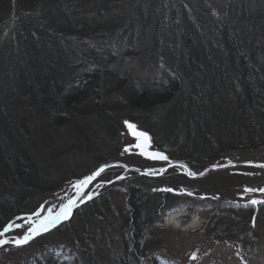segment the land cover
Returning <instances> with one entry per match:
<instances>
[{"label":"rangeland","instance_id":"1","mask_svg":"<svg viewBox=\"0 0 264 264\" xmlns=\"http://www.w3.org/2000/svg\"><path fill=\"white\" fill-rule=\"evenodd\" d=\"M53 1L0 0V12L8 11L13 21L12 29L5 33V45H9L12 51H16V47L20 45H18L19 39L14 36L13 28L15 24H18L20 30L21 25L25 23L16 16V13H21L25 19L28 17L33 20L38 27L43 26L47 29L46 36L44 35L43 38L42 34L31 30V33L33 32L31 37L36 41L35 45L38 50L27 56V64L24 61L20 69L11 73L5 71V74L0 64V192L7 188H16L3 178L8 170L10 172L12 168L13 171L16 170V165H21L22 168L30 167L34 174L40 172L38 170L42 166L48 168L47 172L56 175L55 184H59V188L47 192L43 190L30 197L31 202L35 204V212L40 214L39 219H44L49 213L58 214L61 207L76 195L77 189L73 185L101 164L124 162L143 169L157 167L159 166L157 163H163V165L165 163L139 155V149L135 147L137 141L125 124L124 126L119 124L110 126L112 124L110 120L114 119L117 108L114 106L112 109L108 106V102L115 105L117 94H106L107 97L105 96L104 104L111 113V116H108L106 109L100 115L101 111L92 110L88 105L73 106L69 109L64 105L63 94L59 97V93L55 92L50 78L57 73L56 71L60 70L62 73L65 70V75H70L69 79L76 77L81 79L84 74L91 71V68L89 62L82 59L78 52L81 46L79 35L70 37L64 30H61L63 34L61 31L58 32L55 37L57 40L62 37L58 42L62 50L48 43L49 34L53 33L48 29V23H51L57 14L53 10ZM213 1L219 10L222 0ZM125 2L128 0H120V2L116 0L112 1L111 5L126 8ZM248 2L252 16L255 14L264 16V0H248ZM63 4L65 8H68L67 0L63 1ZM128 9L129 7L125 10ZM115 14L118 15L117 12ZM124 14L127 15L126 12ZM81 15L84 16L82 12ZM19 21H21L20 24ZM97 28L91 24L87 29L88 34L94 37ZM138 28L140 31L141 27ZM68 32L72 33V31ZM253 37L249 34L245 38L247 40L246 50L256 51V54L258 49L264 50V33H255V38ZM137 43L136 47L139 52L134 55V58H129L121 64L119 80L115 84L126 82L123 78V76L126 77L124 75L126 71L133 77V80L153 79L152 76L155 75L153 69L156 70V68L147 52L149 45L147 46V42L144 43L140 38ZM22 46L21 42L19 47L22 48ZM58 52L64 55L61 60ZM22 55L24 58L25 53ZM14 56L20 58V53ZM261 57H258L253 64L259 69H264V60ZM109 80L110 78L104 80L105 85L109 84ZM224 81L219 82L216 76L214 83L213 81L211 83L212 89L210 88L213 90L211 91L213 96H219L217 106L210 105L208 108V125L213 134L212 147L202 149L191 159L178 157L175 154L176 149L162 144L163 137L170 139L173 143L177 142L174 139L173 130L169 129V123H163L158 117V125L154 124L157 141H161L162 146L160 147L164 148L162 150L166 152L169 159L173 162L187 163L196 173L202 172L209 165L232 161L264 163V144L251 140L252 137L245 126L246 122L242 123L243 117L247 115L241 110L237 111V115L234 109L229 108L228 99L233 89L228 81ZM61 83L60 88L66 85L63 80ZM44 89L48 91V94L42 92ZM122 109L116 116L121 119L120 121L125 119L122 116L125 109ZM233 115L235 116L234 126L232 125L233 130H230L229 117ZM134 124L137 125L138 130L146 131L147 129L138 119ZM262 133L264 134V127ZM126 146H131L130 152H124ZM150 151L159 150L152 144ZM218 153H222L223 157L211 164H202L201 160L208 159V157L214 158ZM9 161L12 163L8 164ZM244 173L255 175H244ZM134 174L137 173L122 168L105 171L81 196L77 210L70 221L38 237L29 246L0 247V264H30L38 257L46 256V253L47 259H54L57 257L55 251L58 249H62L58 250L62 257L72 255L75 247L81 245V240L94 243V252H91L94 259L92 258L91 262L95 260L97 264H109L111 261L107 259H113L116 256L125 263L126 256H129L127 245L131 247V243L127 244L130 237L127 236L129 232L126 226L132 225V221L125 224L132 210L129 204L131 199L129 190L136 184L147 185V182L137 179ZM120 175L125 179L115 181V178ZM153 179H157L153 182L156 184L154 189L171 187L175 189V192H171L172 195H170L168 192L158 191L161 198L160 205L165 206L155 224L148 231L146 239L148 243L144 246V250L146 248L149 251L143 260L145 264L153 263L151 260L155 257L170 260L172 264H264V204L255 206L248 204V207H243L250 199L264 200V195L260 193L243 192L246 186L264 187V169L228 168L211 171L202 178H191L185 176L184 169L172 168ZM107 180L115 182L101 186L100 182ZM185 192H192L193 195L188 196L184 194ZM93 193H99V195H93L92 199L99 198L100 200L97 199L90 204L87 196ZM213 195L219 196V199H212ZM156 204L152 208H155ZM236 205H241L242 210H236ZM245 208H250L251 211H243ZM36 213L32 217H18L24 219L12 218L13 220L9 223L23 224V227L9 233L7 238L23 234L29 227V219L38 222ZM173 214L180 215L178 222L171 221ZM125 216L127 218L124 219ZM253 217L256 218L255 227L252 226ZM225 222L233 224V229L237 233L231 238L220 239L219 225ZM104 229L109 231L106 235ZM111 234H114L115 238ZM98 242L99 246L106 245L104 250L96 249ZM193 253L197 255L195 261L191 259ZM94 254L105 258L99 262L101 258L97 260Z\"/></svg>","mask_w":264,"mask_h":264},{"label":"trees","instance_id":"2","mask_svg":"<svg viewBox=\"0 0 264 264\" xmlns=\"http://www.w3.org/2000/svg\"><path fill=\"white\" fill-rule=\"evenodd\" d=\"M63 1L52 2L53 10L57 14L51 23H48V29L53 32L49 34L48 43L62 50L58 43L62 37L59 40L55 37L58 32L64 30L70 37L79 35L81 46L78 52L82 59L89 62L91 68L81 79H69L70 75H65V70L62 73L60 70L56 71L50 78L55 92L59 93V97L63 94L64 105L69 109L73 106L88 105L92 110L101 111L102 115L106 109V94H117L115 105L108 102L109 107L117 108L114 119L110 120V126H124L125 121L134 123L138 119L147 127L146 131L152 136L153 146L161 151L164 148L160 147L161 141H157L154 133L159 117L163 123H169V129L173 130L174 139L177 141L173 143L163 137L162 144L176 149V156L191 159L202 149L213 146L212 129L208 125V108L210 105L217 106L219 101V96H213V90H210L211 83H214L217 76L219 82L225 78V81L232 85L233 91L228 99L229 108L234 109L237 115L240 110L247 115L243 117L242 123L246 122L251 140L264 144V69H259L253 64L258 57L262 56L261 59L264 60V50L258 49L256 54V51H247L245 39L249 34L254 36V39L255 33H264V16H252L248 0H222L219 10L213 0H128L125 2L126 8L112 7V1L116 0H67L68 8H65ZM127 7L129 9L126 11ZM16 16L25 22L21 25L22 29L19 30L18 24L13 28L14 36L19 39L18 45L22 42L23 46L21 48L19 45L16 51H12L9 45H5V33L12 29V17L8 11L0 12V64L4 74L5 71L11 73L20 69L24 61L27 64V56L38 50L36 41L31 37V30L42 34V38L46 36L45 27H38L36 22L28 17L23 18L21 13H16ZM91 24L98 27L94 37L87 32ZM139 38L149 45L147 52L156 68L153 69V79L133 80L126 71V77L123 76L126 82L115 84L119 80L121 64L129 58H134L139 52L136 47ZM19 53L20 58L14 56ZM21 53H25L24 58ZM57 54L60 60L64 56L62 52ZM223 68L225 70H222ZM109 78L108 88L104 80ZM62 80L66 85L60 88ZM42 92L48 94L46 89ZM122 108L125 109L122 113L125 119L120 121L116 116ZM106 112L111 116L108 109ZM234 119V115L229 117L230 130H233ZM162 152L166 153L164 150ZM221 157L222 153H218L214 158L208 157L201 162L208 165ZM16 167L17 169L13 171L12 168L11 172L3 171L4 180L16 188H7L0 192V229L15 218L35 212V204L31 202L30 197L43 190L47 192L59 188V184H55L56 175L47 172L48 168L42 166L38 170L40 172L34 174L30 167ZM4 169L6 171V168ZM134 176L142 182H147V185L139 183L140 185H133L129 190V204L132 210L128 215L129 220L127 216L123 217L127 218L125 224L132 221V225L126 226L129 232L127 236L130 237L127 244L132 243L130 248L127 245L129 256H126L125 263L116 256L107 259L111 261H106L109 264H145L143 260L149 251L146 248L144 250L148 243V231L165 206L160 205L159 192L152 190L156 186L153 182L157 179L137 174ZM97 199L99 198L90 204ZM155 204V208H152ZM219 227L220 239L231 238L237 233L233 224L228 222L221 223ZM107 232L109 231L104 229L105 235ZM111 235L115 238L114 234ZM86 242L81 240V245L74 248L72 255L62 257L58 251L62 249H58L54 259H47L46 253V256L42 255L30 264H97L95 260L91 262L94 243ZM103 246H99L98 242L96 249L104 250L106 245ZM96 257L97 260L101 258L99 255ZM102 258L99 262H102ZM153 260L151 264H172L170 260L163 258L155 257Z\"/></svg>","mask_w":264,"mask_h":264},{"label":"snow or ice","instance_id":"3","mask_svg":"<svg viewBox=\"0 0 264 264\" xmlns=\"http://www.w3.org/2000/svg\"><path fill=\"white\" fill-rule=\"evenodd\" d=\"M126 128L129 130V132L132 134V136L135 138L137 143L135 144V147L139 149V155L150 159V160H158L166 162L168 166L170 167H176L180 169H187V165L183 163H174L172 160L169 159L168 155H166L162 151H150L152 148V136L147 132L143 130H138L137 125L134 123H131L129 121L124 122ZM131 146H126L124 148V152H130ZM250 167H257L264 169V164H252L249 162ZM111 167H120V168H127V165L125 164H104L100 166L96 171H94L91 175L87 176L86 178L79 180L76 182V184L73 185L77 189V196H83V190L87 185H89L92 181L96 180L97 177H100L108 168ZM219 167V165L217 166ZM168 169L167 167H161L159 169H152L149 168L146 171L142 172L143 175L148 176H156L159 174H163ZM137 171H140V169H137ZM186 174L192 178L197 177V175H204V173L197 174L196 172H192L191 170H188ZM244 175H255L254 173H244ZM125 179L124 176L120 175L115 178V181L123 180ZM115 181L113 180H107L102 181L101 186L103 184H112ZM154 191H163V192H175L174 188L166 187L161 189H154ZM244 193H260L264 195V187L256 188V187H244L243 189ZM184 194L188 196H192V192H185ZM93 195H99V193H93L89 194L87 196L88 200H91L93 198ZM202 198H208V197H202ZM212 199H219V196L213 195L211 197ZM78 201L77 199H69L66 204H64L61 207V210L58 214L52 215L49 213L47 217L44 219H39V213H36V216L38 218L37 221H32L29 219V227L23 234H17L15 236H12L11 238H7L8 234L11 232H14L17 228H22L23 224H15L8 223L6 224L2 230H0V247H4L6 245L11 244L14 247H23L27 244H29L31 241H33L36 237L50 231L51 229L55 228L59 223L66 221L71 218L72 212L75 206H77ZM248 204L251 205H261L264 204V200L259 199H250L247 204H244L243 207H248ZM237 207H240L241 205H236ZM18 219H24V218H18ZM252 226L255 227V217H253L252 220ZM219 243V242H218ZM191 259L195 261L197 259L196 253H193L191 256Z\"/></svg>","mask_w":264,"mask_h":264},{"label":"water","instance_id":"4","mask_svg":"<svg viewBox=\"0 0 264 264\" xmlns=\"http://www.w3.org/2000/svg\"><path fill=\"white\" fill-rule=\"evenodd\" d=\"M175 163H177V162H175ZM178 163H183V162H178ZM252 164H259V163H254V162H251ZM106 164H123V163H119V162H110V163H106ZM183 164H185V163H183ZM102 165H104V164H102ZM102 165H100V166H102ZM125 165H127V164H125ZM185 165H187V164H185ZM219 165V167H217ZM99 166V167H100ZM98 167V168H99ZM163 167H167V169H169V168H171L170 166H168V165H165V166H163ZM233 167H250L249 166V162H231V163H226V164H217V165H211V166H209V167H207L206 169H204L202 172H200V173H204V175H197V177H195V178H202V177H204L206 174H208L209 172H211V171H218V170H223V169H228V168H233ZM98 168H96L94 171H96ZM111 168H120V167H111ZM111 168H108V169H111ZM159 168H161V167H159ZM159 168H155V169H159ZM257 168V167H256ZM108 169H106V170H108ZM123 169H125V170H129V171H133V172H135V173H138V174H140V175H143L142 174V172H144V171H146L147 169H141V168H137V167H134V166H130V165H127V168H123ZM137 169H140V171H137ZM186 171H188V170H191L192 172H194L188 165H187V169H185ZM93 171V172H94ZM92 172V173H93ZM92 173H90V174H88L87 176H89V175H91ZM197 174H199V173H197ZM159 175H161V174H159ZM159 175H156V176H159ZM87 176H85V177H83V178H81L80 180H82V179H84V178H86ZM143 176H147V175H143ZM98 178V177H97ZM96 178V179H97ZM95 181V180H94ZM94 181H92L89 185H87L86 187H85V189L83 190V193L86 191V189L94 182ZM80 198V196L78 197L77 196V194L75 195V197L73 198V199H77V201H78V199ZM74 210H75V207H74V209H73V212H72V215H73V213H74ZM69 220V219H68ZM67 221V220H66ZM66 221H63V222H66ZM63 222H61V223H63ZM32 242V241H31ZM30 242V243H31ZM9 245H11V244H9ZM28 245V244H27Z\"/></svg>","mask_w":264,"mask_h":264},{"label":"bare ground","instance_id":"5","mask_svg":"<svg viewBox=\"0 0 264 264\" xmlns=\"http://www.w3.org/2000/svg\"><path fill=\"white\" fill-rule=\"evenodd\" d=\"M179 218H180V215L173 214L171 217V221L178 222ZM131 245H132V243H131Z\"/></svg>","mask_w":264,"mask_h":264}]
</instances>
